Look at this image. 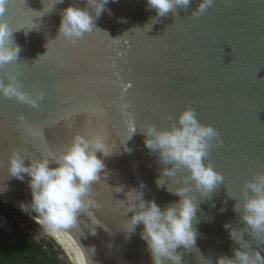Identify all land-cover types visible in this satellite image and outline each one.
I'll return each mask as SVG.
<instances>
[{
    "label": "water",
    "instance_id": "95a60500",
    "mask_svg": "<svg viewBox=\"0 0 264 264\" xmlns=\"http://www.w3.org/2000/svg\"><path fill=\"white\" fill-rule=\"evenodd\" d=\"M200 2L160 17L147 0H109L94 30L71 43L59 36L62 12L88 7L87 0H7L0 20L21 51L0 67V80L15 75L22 91L43 99L34 107L0 94V187L7 189L0 199L19 210L32 199L30 177L9 174L13 153L27 165L61 154L77 135L102 136L112 153L102 157L105 169L76 224L56 231L75 264H153L143 225L123 231L133 189L163 208L180 199L168 188L187 186L189 173L181 167L165 175L172 165L145 146L142 131L170 128L186 108L217 130L222 143L213 141L204 162L224 180L206 196L193 187L197 236L191 248L176 250L182 264L234 258L240 245L225 224L264 256V241L242 220L246 181L264 170V0H214L192 16Z\"/></svg>",
    "mask_w": 264,
    "mask_h": 264
},
{
    "label": "clouds",
    "instance_id": "9594fccd",
    "mask_svg": "<svg viewBox=\"0 0 264 264\" xmlns=\"http://www.w3.org/2000/svg\"><path fill=\"white\" fill-rule=\"evenodd\" d=\"M108 2L109 0H87L88 7L69 6L64 9L59 36L71 43L83 39L94 30L95 18L102 14ZM213 2L214 0H201L191 15H201ZM6 3L7 0H0V15L5 11ZM147 4L156 10L158 16L163 17L178 8L187 10L192 0H147ZM12 33L8 24L0 20V67L16 61L21 51L19 45L13 43ZM0 94L34 107L43 99V94L36 99L22 91L15 75H9L8 83L0 80ZM142 132L146 137L145 146L158 154L162 162L172 165L164 170L165 175L173 176L182 167L187 169L189 176L185 178L187 186L175 191L168 188L169 192L180 199L163 208L154 200L144 201L143 193L133 189L134 202L128 209L131 215L123 231L131 234L142 224L140 235L146 242L153 264H167L168 261L171 264H182L181 254L176 250L181 246L185 249L191 248L195 245L197 236L193 222L198 204L197 199H193L191 195L193 187L201 196H206L224 180L223 175L215 171L210 163L204 162L213 141H222L214 127L198 121L192 108L182 111L170 128L157 129L155 125H148ZM111 154L110 147L102 136L82 135L75 136L61 154L30 160L27 165L21 154L13 153L9 158L8 168L11 178L24 180L25 174L30 177L28 183L32 199L30 203L21 202V210L29 215L36 213L34 221L49 231L72 227L76 224L79 213L87 206L84 198L89 193L90 185L99 179V174L105 169L102 157L106 158ZM53 161L57 165L54 168L49 166ZM189 180L191 184H188ZM160 181H157V185L163 186ZM6 190V187H0V194ZM247 190H251V194ZM244 197L242 220L247 225L245 230L258 240L264 241V170L257 172L253 180L246 181ZM13 208L20 211L14 206ZM239 209L240 205L237 204L235 210ZM23 215L27 218V215ZM224 227L231 230L230 237L240 247L234 250V258L220 256L217 264H264V256L259 251L249 252L245 246L243 232H239L231 224H225ZM56 241L60 244L57 239ZM91 249L94 255L95 248ZM70 261L73 262L72 259Z\"/></svg>",
    "mask_w": 264,
    "mask_h": 264
},
{
    "label": "trees",
    "instance_id": "16d2710c",
    "mask_svg": "<svg viewBox=\"0 0 264 264\" xmlns=\"http://www.w3.org/2000/svg\"><path fill=\"white\" fill-rule=\"evenodd\" d=\"M0 210L8 215V225L0 221V264H72L63 258L53 240L37 239L30 226L22 224L10 210L13 206L0 199ZM21 219L24 215L14 210Z\"/></svg>",
    "mask_w": 264,
    "mask_h": 264
},
{
    "label": "rangeland",
    "instance_id": "374dc122",
    "mask_svg": "<svg viewBox=\"0 0 264 264\" xmlns=\"http://www.w3.org/2000/svg\"><path fill=\"white\" fill-rule=\"evenodd\" d=\"M14 209V208H13ZM14 210H16V209H14ZM14 210H10V214H14V215H16V217H17V219L19 220V221H21L22 222V224H24V225H28V226H30V229L31 230H34L35 231V235L39 238V239H42V238H49V239H52L55 243H56V246H58V248L61 250L62 249V251H64V250H66L65 248H63L60 244H58V242L56 241V239L54 238V236L47 230V229H44L43 228V226H42V224H39V223H37L36 221H34L35 219L33 218V216H31V215H29V214H27V213H25L24 211H22L21 210V208H20V210L24 213V214H26L28 217H30V218H26L25 216V219H21L18 215H17V213L14 211ZM21 212V213H22ZM22 213V214H23ZM8 215H6V212H4V211H2V210H0V218L3 220V224H5V225H8V217H7ZM62 257H63V255H61ZM64 257H67L66 259L68 260V261H70L71 259L69 258V256L67 255V253L64 251ZM71 262V261H70ZM71 263H73V262H71Z\"/></svg>",
    "mask_w": 264,
    "mask_h": 264
},
{
    "label": "bare ground",
    "instance_id": "6f19581e",
    "mask_svg": "<svg viewBox=\"0 0 264 264\" xmlns=\"http://www.w3.org/2000/svg\"><path fill=\"white\" fill-rule=\"evenodd\" d=\"M36 214H31V216H35ZM49 231V230H48ZM59 242L61 245H63V247L66 249L68 256L72 259V261L74 262V256L72 255V253L70 252L69 248L67 247L66 243L64 242V240L62 239L61 235L59 233H57L56 231H49ZM75 263V262H74Z\"/></svg>",
    "mask_w": 264,
    "mask_h": 264
},
{
    "label": "snow or ice",
    "instance_id": "6c2138e0",
    "mask_svg": "<svg viewBox=\"0 0 264 264\" xmlns=\"http://www.w3.org/2000/svg\"><path fill=\"white\" fill-rule=\"evenodd\" d=\"M127 87H131V85H128Z\"/></svg>",
    "mask_w": 264,
    "mask_h": 264
},
{
    "label": "flooded vegetation",
    "instance_id": "af4514ba",
    "mask_svg": "<svg viewBox=\"0 0 264 264\" xmlns=\"http://www.w3.org/2000/svg\"><path fill=\"white\" fill-rule=\"evenodd\" d=\"M8 223V222H7ZM3 224V223H2Z\"/></svg>",
    "mask_w": 264,
    "mask_h": 264
}]
</instances>
